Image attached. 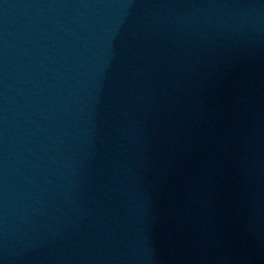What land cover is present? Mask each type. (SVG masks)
Here are the masks:
<instances>
[{"label":"water","instance_id":"water-1","mask_svg":"<svg viewBox=\"0 0 264 264\" xmlns=\"http://www.w3.org/2000/svg\"><path fill=\"white\" fill-rule=\"evenodd\" d=\"M0 264H264V0H0Z\"/></svg>","mask_w":264,"mask_h":264}]
</instances>
